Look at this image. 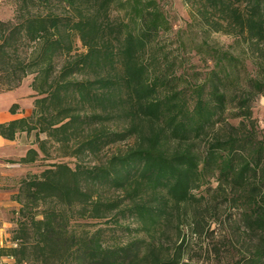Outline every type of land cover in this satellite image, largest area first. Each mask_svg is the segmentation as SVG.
<instances>
[{
	"label": "trees",
	"instance_id": "trees-1",
	"mask_svg": "<svg viewBox=\"0 0 264 264\" xmlns=\"http://www.w3.org/2000/svg\"><path fill=\"white\" fill-rule=\"evenodd\" d=\"M206 1L258 58L246 87L230 91L224 66L175 74L176 57L161 43L172 17L160 0H14L13 16L0 18V90L31 76L33 102L30 114L0 123V134L31 140L20 164L50 161L17 180L19 208L0 255L14 264H193L186 215L198 237L213 233V219L226 227L227 264H264V125L252 110L264 94V0ZM118 142L125 147L105 162L85 163ZM218 198L227 203L223 219ZM110 215L134 218L149 237L144 246H108L102 227L71 229V220ZM170 228L172 243L163 239ZM219 253L210 241L207 256Z\"/></svg>",
	"mask_w": 264,
	"mask_h": 264
},
{
	"label": "rangeland",
	"instance_id": "rangeland-1",
	"mask_svg": "<svg viewBox=\"0 0 264 264\" xmlns=\"http://www.w3.org/2000/svg\"><path fill=\"white\" fill-rule=\"evenodd\" d=\"M169 10L173 22V30L167 35H163L161 43L165 45V51H168L170 57L175 58V74H182L183 77H203L211 68L218 69L222 66L229 71L230 91L239 89V86L246 87L247 80L251 73H254L256 66L260 64L256 55L250 50L249 45L240 37L233 25H229L227 17L221 15V12L213 10L206 0H160ZM245 5L247 0H241ZM240 1V2H241ZM15 8L14 0H0V18L8 19L13 16ZM181 42L183 44L181 45ZM79 50L82 49L79 40L76 41ZM228 51L234 55L236 59H228L223 57L222 52ZM228 53V54H229ZM220 57H222L220 59ZM220 59V60H219ZM219 63V67L216 61ZM235 79H233V78ZM31 76L23 79L17 94H24L29 91ZM3 95L2 99L7 98L11 100L13 96ZM252 104L253 116L259 125H264V94L255 97ZM11 102V101H10ZM15 102L19 103L22 108H29L32 103V96H18ZM232 110L227 111V120L232 123H237L239 117L230 115ZM18 116V115H17ZM218 125V124H217ZM263 133V131H262ZM126 143L118 142L115 144H108L103 147L97 155H85L84 161L88 165L94 163H103L108 157L114 153L117 148H124ZM49 146V156L51 160L58 157L56 146ZM64 160L73 161L72 158L64 157ZM50 159H39L32 164H17L11 165L17 171L16 181H14V188L17 191L18 179L32 172H39L43 169ZM13 182V181H12ZM215 185V182L213 183ZM100 192L106 198H124V193L120 189L111 188L106 190L100 188ZM125 205V201L121 202ZM218 210L220 212V219H223L227 213V203L224 199L218 198ZM19 208V204L15 210ZM232 216H234L235 210ZM114 215L107 216L103 219H79L71 220V229L77 234L89 235L98 227H102V240L108 246L123 245L129 242H136L139 246H144L145 240L149 237L143 230H139V223L132 217L121 216L116 222ZM186 215L181 217L183 221L184 235L188 237L187 253L190 261L193 264H227L226 249L231 247L223 237L226 227L221 226V222L213 219L210 229L213 233L208 236H195L191 229L188 228V221ZM165 242L172 243L177 241V231L175 228L167 230L163 236ZM236 239V237H234ZM217 241L219 244V256L213 254L207 256V244L211 241ZM238 245L237 241L234 242ZM225 255V256H224Z\"/></svg>",
	"mask_w": 264,
	"mask_h": 264
},
{
	"label": "crops",
	"instance_id": "crops-1",
	"mask_svg": "<svg viewBox=\"0 0 264 264\" xmlns=\"http://www.w3.org/2000/svg\"><path fill=\"white\" fill-rule=\"evenodd\" d=\"M20 86L11 90H0V123L30 114L32 103L27 109L22 108L15 100L20 95L32 96L33 90L29 89L24 94L20 93L18 95L17 92ZM3 95L10 96V99L13 96V98L11 100L2 99ZM14 103H17L18 106L12 110L11 106ZM31 145V140L23 132L17 133L14 138H7L0 134V247L6 246L8 243L10 230L14 225L13 214L18 204L13 197L16 190L12 188L14 181H16L17 171L15 168H11V165H16V161L25 154L27 148ZM17 164L19 165L20 163L18 162ZM0 256L6 261V264H14V258H11L10 255L1 254Z\"/></svg>",
	"mask_w": 264,
	"mask_h": 264
},
{
	"label": "built area",
	"instance_id": "built-area-1",
	"mask_svg": "<svg viewBox=\"0 0 264 264\" xmlns=\"http://www.w3.org/2000/svg\"><path fill=\"white\" fill-rule=\"evenodd\" d=\"M15 245V243H14ZM12 258V256H10ZM0 264H6V261L0 256Z\"/></svg>",
	"mask_w": 264,
	"mask_h": 264
}]
</instances>
